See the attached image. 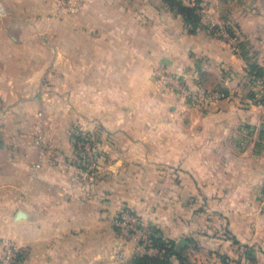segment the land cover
Instances as JSON below:
<instances>
[{"label":"crops","instance_id":"0c3cea01","mask_svg":"<svg viewBox=\"0 0 264 264\" xmlns=\"http://www.w3.org/2000/svg\"><path fill=\"white\" fill-rule=\"evenodd\" d=\"M81 2L67 11L52 0H0V98H18L1 109L12 120L32 123V115H43L40 89L51 67H59L65 76L60 81L72 83L75 95L102 98L97 107L82 108L94 116L109 113V92L119 103L125 88L138 107L145 93L149 114L162 108L157 66L196 90L221 91L227 98L198 108L160 91L171 110L165 123L155 125L164 127V137L152 141L126 136L139 124L104 122V134L117 130L121 136L98 143V178L82 173L65 122L52 129L46 123L36 142L28 139L14 150L0 145V243L11 239L24 264H133L138 254L119 248L112 213L132 206L153 226L179 224L184 240L200 228L206 209L229 235L208 237L214 249L244 264L254 249L264 264V106L248 103L240 90L249 66L239 46L243 41L264 69V0H200L208 15L195 22L168 0ZM223 28L237 37L236 49ZM160 174L167 175L164 181L157 180ZM246 247L252 251L242 255Z\"/></svg>","mask_w":264,"mask_h":264},{"label":"rangeland","instance_id":"374dc122","mask_svg":"<svg viewBox=\"0 0 264 264\" xmlns=\"http://www.w3.org/2000/svg\"><path fill=\"white\" fill-rule=\"evenodd\" d=\"M202 3V2H201ZM206 9V5L202 3ZM207 11V9H206ZM196 12V11H195ZM197 13V12H196ZM200 13H198L199 15ZM201 17L203 15H200ZM227 41V40H226ZM228 45L233 47V45L228 42ZM234 49V48H233ZM252 56V54H249ZM59 67H51L50 72L52 76H50L49 79H45L43 81V89H40V92L44 96V112L42 115V112L40 114L32 115L33 120L32 123L27 121L26 119L23 120V117L19 118L16 117L12 120L10 114H6L4 109L2 108V105H10L12 103L18 102L17 99L9 100L5 98H0V145L5 144V146H8L9 150H14L15 146L22 145L24 142H26L28 139L31 141L36 142V139H39V136H41L44 132L43 125H46L48 123V127H52L53 123H61L65 122L67 124L68 130H67V137L71 140H73L74 149L76 152V161L80 164L82 173L90 174L93 173L94 177L98 178V159H97V153L98 152V143L104 138V137H119L120 132L117 130H110L106 131L107 134L103 133L102 129L105 126L104 122L107 124H114L117 122L118 119L121 121H126V124L134 125L139 124V127H135V130H133L134 127L128 129L129 133L126 136L130 137H136V138H146L150 141L152 139H160L164 137V134L166 133V130L164 127L155 126L160 125L162 123H165L167 119V113L171 108L168 106V103H171L169 100H164V96L161 92L163 90H166L168 92L176 93L178 96L182 98V102L191 105L190 99L186 97V94H184V91L182 88H185L188 93H198L203 92L208 89H198L192 88L188 85V83L176 72H171L169 70H166L164 67L157 66L154 68V74H155V81L156 84H158V93L162 98V103L160 104L162 108H157L158 103L156 101L155 106L157 108V111L155 113H148V107L144 105L143 101L146 103L147 100L143 98L145 93H141L142 99L140 107L137 106L136 101L137 99L134 97V94L131 92V89L125 88V92L122 97H124L120 102L118 103L117 97L112 96L114 92H109V98H107L108 102V109L109 113L107 114H85V111L83 109H89L88 106L91 107H97V105H100V102L102 101V98L99 99V95L97 97H81L79 95H82L84 93H78V95H75L74 91H71V84L68 81H60V77L65 78L63 73H59L58 71ZM68 69V67H66ZM60 75V77H59ZM246 76L247 80L245 81V85H241L240 90L244 91L245 95L244 97H248L247 102L252 103L254 105L258 106H264V100L260 101V105L255 102V96L250 97V94H256V91L258 88L264 90V85L257 86L256 83H254L253 80L250 78L249 74V67L246 66ZM19 86L21 83H17ZM101 84V83H99ZM128 84L125 83V87H127ZM156 90V89H155ZM211 90V89H210ZM161 91V92H160ZM44 93V94H43ZM100 92H96L95 94H99ZM224 94V93H223ZM31 95V94H30ZM148 96V95H146ZM222 98H227L225 95H223ZM219 99V100H220ZM20 101L25 100H31L29 97H24L19 99ZM153 101V99H151ZM87 102V103H86ZM246 102V103H247ZM244 103V102H243ZM247 103V104H248ZM92 104V105H91ZM118 104V105H117ZM153 104V103H152ZM151 104V105H152ZM83 106L80 109V112H78V109L75 110V107L77 106ZM194 105V104H192ZM191 105V106H192ZM197 106V105H194ZM209 106V105H208ZM40 107V109H42ZM198 108L206 107V106H197ZM83 108V109H82ZM167 116V117H166ZM84 122H93L97 126L94 130H85L83 127ZM53 124V125H51ZM154 127H157L154 128ZM154 128V129H153ZM52 129V128H51ZM103 133V134H102ZM123 134V133H121ZM76 140V141H75ZM79 142L78 144H75V142ZM86 145H84V143ZM87 146V147H86ZM5 151H0L1 155H4ZM0 155V156H1ZM99 156V155H98ZM165 175V176H164ZM166 174H160V177L157 178L158 181L162 180L164 181L166 178ZM264 181L261 185V191L260 196L263 197L264 193ZM157 196L155 194H152V200L154 201ZM160 198V195H159ZM165 199V195H164ZM146 208L149 207V204L145 205ZM154 209L156 208L155 204H152ZM145 208V209H146ZM208 208V206H207ZM121 210H127L128 212L135 213L140 216L142 221L148 225H151L150 222L147 221V219L144 217L140 211H136L134 207L127 206L125 208L118 209L116 212L112 213L111 215V222L112 226L115 231L116 237H118L122 242V245L119 246L121 249H127L129 252L134 251L132 248V242L130 239H128L126 236H124L116 227L114 223L115 217L119 214ZM155 211V210H153ZM161 212L165 216V211L161 209ZM203 215H202V224L200 228H196L195 231H192L189 238L186 240L184 239L185 243L180 247V250L182 252V255H184L191 263V264H244L243 258H240L239 256L237 258L230 257L227 253L219 249H214L216 244L212 242L213 239H209L210 236H216L220 233L221 237H229L228 231L224 227H218L214 224V217L210 211H207L206 209H203ZM217 222V221H215ZM161 225V224H160ZM165 224H162L161 226H156L158 229L162 232V237L167 239H174V241H178L181 238L180 234V227L179 224L174 227H166ZM153 225H151L152 228ZM174 229V231L172 230ZM166 231L172 233L171 237H168V234ZM167 234V235H166ZM179 238V239H178ZM204 238V239H203ZM5 240L10 241L12 244L11 239H2V242ZM227 241V240H224ZM2 242L0 243V250H2ZM220 244V242H218ZM127 245V246H126ZM15 246V245H14ZM16 247V246H15ZM157 247V246H156ZM158 248V247H157ZM17 249V248H16ZM160 249V248H158ZM247 251L249 250V247H246L242 255H246ZM161 252H157L156 254H160ZM255 250L253 249V253H248L249 255H246V262H249L250 264H258L259 258L255 255ZM253 256V258H251ZM23 261V260H22ZM23 263V262H22Z\"/></svg>","mask_w":264,"mask_h":264},{"label":"built area","instance_id":"2783aa9c","mask_svg":"<svg viewBox=\"0 0 264 264\" xmlns=\"http://www.w3.org/2000/svg\"><path fill=\"white\" fill-rule=\"evenodd\" d=\"M58 8H64L67 11H76L80 5L81 0H52ZM185 4L192 5L197 13L207 16L208 13L204 5L200 0H179ZM222 35L230 42L234 49L237 48V37L231 35L225 28L222 29ZM250 78L254 83L264 85V73L261 76L252 75L250 72ZM186 97L190 99L191 104L197 106H208L216 103L221 97L223 92L221 91H203L198 93H188L185 88H182ZM255 102L261 104L260 101L264 100V90L258 88L256 91ZM84 145L86 144L83 142ZM87 147V146H86ZM264 193V190H263ZM264 199V196H263ZM115 227L132 242V248L136 254H156L161 252L151 241L149 234L151 231V225H148L142 221L139 215L128 212L127 210H121L114 219ZM0 264H24L19 259L18 252L14 245L5 240L3 242L2 250H0Z\"/></svg>","mask_w":264,"mask_h":264},{"label":"trees","instance_id":"16d2710c","mask_svg":"<svg viewBox=\"0 0 264 264\" xmlns=\"http://www.w3.org/2000/svg\"><path fill=\"white\" fill-rule=\"evenodd\" d=\"M169 3L179 11L187 22H195L198 19V14L195 12L192 5L185 4L179 0H168ZM240 55L246 60L249 66V72L255 76H261L264 69L255 61L251 60V55L245 49V44L240 41ZM254 94H250V97ZM149 237L152 243L160 248V254H138L133 256V264H191L190 261L182 255L180 247L185 243L184 240L174 241L162 237V232L157 227L152 226Z\"/></svg>","mask_w":264,"mask_h":264},{"label":"water","instance_id":"95a60500","mask_svg":"<svg viewBox=\"0 0 264 264\" xmlns=\"http://www.w3.org/2000/svg\"><path fill=\"white\" fill-rule=\"evenodd\" d=\"M22 216H24V213L22 211L18 212V217L20 218Z\"/></svg>","mask_w":264,"mask_h":264}]
</instances>
